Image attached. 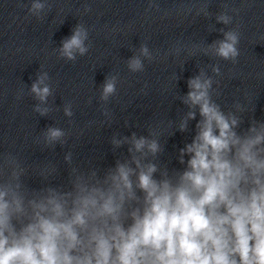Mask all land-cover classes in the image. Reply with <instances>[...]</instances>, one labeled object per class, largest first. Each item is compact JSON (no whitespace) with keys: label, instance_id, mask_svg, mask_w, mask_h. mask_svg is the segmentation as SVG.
Instances as JSON below:
<instances>
[{"label":"clouds","instance_id":"1","mask_svg":"<svg viewBox=\"0 0 264 264\" xmlns=\"http://www.w3.org/2000/svg\"><path fill=\"white\" fill-rule=\"evenodd\" d=\"M45 9L50 10L47 0H31L28 13L43 19ZM195 14L212 15L207 4ZM216 21L229 25L232 17L220 12ZM219 31L223 39L199 50L236 63L239 31ZM88 39L87 28L78 23L57 49L59 57L74 62L86 55ZM141 57L153 59L147 44L127 60L130 72L144 71ZM42 68L29 94L38 101L33 111L47 116L53 89ZM212 72L219 75L220 68L212 66ZM117 83V75L105 78L102 102L116 95ZM213 83L200 68L179 97L188 110L175 131L188 132L200 117L191 141L175 154L179 168L161 159L167 139L161 142L159 125L150 126L146 136L114 134L113 152L124 146L127 152L112 166H74L67 152L66 182H51L58 169L48 164L39 169L46 183L38 189L26 183L29 169L18 156L0 154V264H264V120L252 118L242 127L246 109L237 102L234 111L222 110L213 99L219 95ZM63 113L73 116L71 104ZM42 136L46 148L67 143L59 127H48Z\"/></svg>","mask_w":264,"mask_h":264}]
</instances>
